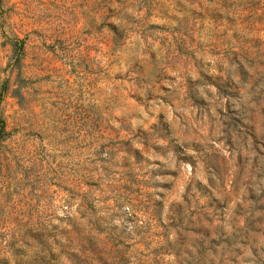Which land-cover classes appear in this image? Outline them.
<instances>
[{
  "label": "rangeland",
  "instance_id": "374dc122",
  "mask_svg": "<svg viewBox=\"0 0 264 264\" xmlns=\"http://www.w3.org/2000/svg\"><path fill=\"white\" fill-rule=\"evenodd\" d=\"M0 264H264V0H0Z\"/></svg>",
  "mask_w": 264,
  "mask_h": 264
},
{
  "label": "trees",
  "instance_id": "16d2710c",
  "mask_svg": "<svg viewBox=\"0 0 264 264\" xmlns=\"http://www.w3.org/2000/svg\"><path fill=\"white\" fill-rule=\"evenodd\" d=\"M0 99H1V96H0Z\"/></svg>",
  "mask_w": 264,
  "mask_h": 264
}]
</instances>
